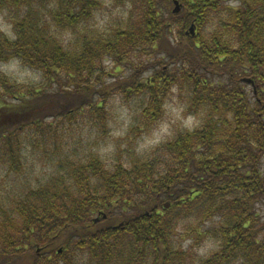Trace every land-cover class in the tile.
<instances>
[{
	"label": "trees",
	"instance_id": "1",
	"mask_svg": "<svg viewBox=\"0 0 264 264\" xmlns=\"http://www.w3.org/2000/svg\"><path fill=\"white\" fill-rule=\"evenodd\" d=\"M174 1L0 0L16 33L0 31V62L42 78L0 71V264H192L180 233L219 242L195 264H264V0H178L177 14ZM109 4L127 15L100 29ZM174 87L199 127L136 159L69 150L77 117L104 125L111 95L144 97L148 126ZM37 151L50 167L33 180Z\"/></svg>",
	"mask_w": 264,
	"mask_h": 264
},
{
	"label": "rangeland",
	"instance_id": "2",
	"mask_svg": "<svg viewBox=\"0 0 264 264\" xmlns=\"http://www.w3.org/2000/svg\"><path fill=\"white\" fill-rule=\"evenodd\" d=\"M120 9L119 12H116V9ZM175 8V5L173 4L172 9ZM127 13L126 8L123 7H113L108 5V8L102 12H100L101 18L107 14L108 19L106 20L104 25H100L99 21L96 19L94 22L97 27L100 29H103L105 25L110 26L111 19L115 18L118 15L124 16ZM176 33L174 32L172 35L169 36L170 41L172 44L176 43ZM3 63V62H0ZM107 66L110 68L113 67L112 63H106ZM21 69H31L33 72L38 73L41 76V73L36 70L32 69L28 66H25L21 64ZM124 75L128 76L130 73L129 68H125ZM3 73V72H2ZM4 74V73H3ZM151 73H145L141 75V79L145 80L148 75ZM6 75V74H5ZM7 76V75H6ZM9 77V76H8ZM121 77V76H119ZM126 78V77H123ZM10 80L12 81V78L10 77ZM114 79H109L107 83H112ZM40 81H35L32 83V85H38ZM173 96L177 97L181 102H183L180 99V96L178 95V92H172L171 96L168 100H170ZM185 103V102H183ZM144 97L142 96H136L132 97V99L127 100L124 97H122L120 94H113L110 97H108L107 104H106V111H107V119L104 122L105 124L102 125L101 123H94L87 115H85L83 118H78L79 125L77 128L73 130V134L76 135L74 139L79 140V144L76 148L69 147V150L73 151L75 155L83 156L88 154L91 151L98 152L101 157H103L105 160H112L115 158V154L117 152H120L123 156V160H126L127 157H129L130 153H133V157L141 158L146 155H148L150 152L146 151L143 153L137 152L138 142L139 140L147 133L150 132L151 128L162 118H165L166 113L164 112V115L162 118H160L158 121H156L152 125L145 126L143 123V118L141 116L142 110L144 105ZM126 109L128 112V115L131 117L130 122H128L127 128H124V124L126 123L125 120L121 119L122 116V110ZM186 114V113H185ZM187 115V114H186ZM145 126V127H144ZM124 128V135L118 136L114 135V132ZM186 129L181 127L179 123L175 125V134L177 131ZM133 130V131H132ZM175 136V135H174ZM171 138L170 140L174 139ZM168 140V141H170ZM167 141V142H168ZM113 144L115 146V149L110 151H102V148H106L108 144ZM32 148V147H31ZM38 154L33 155L30 153V164H29V170L33 172V180L36 177H43L47 172H49L50 164L48 160L43 157L42 152L37 151ZM75 156V157H77ZM75 158L74 156H72ZM3 164L0 163V179L4 175ZM30 176V177H32ZM121 220L114 221V223H119ZM102 223L103 221L99 220L98 223ZM99 223V224H100ZM108 221L106 222V224ZM104 224V223H102ZM187 240H191L192 242L188 244L187 247H185V243ZM195 236H186L182 235L180 233L179 236L176 237V244L180 251L182 252H188L189 250H192L194 257L193 259H190L192 261V264H195L197 261H200L201 258L209 256L213 251L217 250L219 248V242L217 239L214 238H205L203 241L199 242L198 244H195ZM207 242H212L214 244H217L218 247L214 249H209L207 253L201 254L199 249L201 247H206ZM59 249H64L63 246H59ZM62 253V251L60 252ZM190 255H188L189 257ZM73 264H92L89 261L88 255L78 252V254L74 255L73 257ZM25 260V259H23ZM75 261V262H74ZM27 259L20 264H27Z\"/></svg>",
	"mask_w": 264,
	"mask_h": 264
},
{
	"label": "clouds",
	"instance_id": "3",
	"mask_svg": "<svg viewBox=\"0 0 264 264\" xmlns=\"http://www.w3.org/2000/svg\"><path fill=\"white\" fill-rule=\"evenodd\" d=\"M111 5L109 4V7ZM230 7L239 8L241 7L240 0H230ZM128 8L132 7V4L127 5ZM120 9H116L119 12ZM127 15V13L125 14ZM96 19L102 26L108 19L107 14L101 18L99 13H96ZM14 22L9 16L8 10L5 9L0 11V31H3L7 36L16 38V33L13 31ZM105 63H111L110 59L105 58ZM22 60L18 57H12L9 60L0 63V71L12 78L11 82L18 85H29L35 81H40L42 78L38 73L33 72L31 69H21ZM39 87V85H37ZM173 92L177 91V88L172 89ZM20 96H25L26 93L21 91ZM163 109L165 110V118L160 119L150 130L149 133L145 134L138 142L137 152H150L156 150L161 145L165 144L168 140L173 138L175 135V125L179 123L181 127L188 129L189 131L199 127L202 124V114L186 113L187 105L181 102L177 97L173 96L170 100L164 102ZM121 119L125 120L124 128H127L128 122L131 117L128 115L126 109L122 110ZM124 128H121L114 132V135H124ZM115 149L113 144H108L106 148H102V151H110ZM192 241L187 240L185 247L188 246ZM218 245L212 242H207L206 247L199 249L201 254L207 253L209 249L217 248Z\"/></svg>",
	"mask_w": 264,
	"mask_h": 264
},
{
	"label": "water",
	"instance_id": "4",
	"mask_svg": "<svg viewBox=\"0 0 264 264\" xmlns=\"http://www.w3.org/2000/svg\"><path fill=\"white\" fill-rule=\"evenodd\" d=\"M174 5H175V8H174L173 12H174L175 14L181 12V10H182V5H181V3H180L178 0H175V1H174ZM191 33H192V35H195V30H194L193 28L191 29ZM169 207H170V203H167V204L165 205V208H169ZM103 217L106 218V217H107L106 214H104ZM99 220H100V218H96V219L94 220V222L97 223Z\"/></svg>",
	"mask_w": 264,
	"mask_h": 264
}]
</instances>
